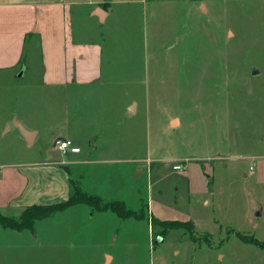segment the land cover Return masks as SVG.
Listing matches in <instances>:
<instances>
[{
  "label": "rangeland",
  "instance_id": "obj_1",
  "mask_svg": "<svg viewBox=\"0 0 264 264\" xmlns=\"http://www.w3.org/2000/svg\"><path fill=\"white\" fill-rule=\"evenodd\" d=\"M127 1L112 23L73 16L85 41H104L99 82L68 87L70 117L96 136L95 157L111 149L105 140H117L111 156L128 159L116 165L124 203L143 219L118 224L115 238L120 218L92 211L102 227L100 260L264 264L261 249L235 235L264 237V0ZM7 90H16L14 78ZM42 90L46 98L35 105L55 107L53 89ZM6 128L0 142L13 149ZM92 165L84 192L102 182ZM83 215L75 217L89 212ZM152 217L190 220L195 233L176 227L161 234Z\"/></svg>",
  "mask_w": 264,
  "mask_h": 264
},
{
  "label": "crops",
  "instance_id": "obj_2",
  "mask_svg": "<svg viewBox=\"0 0 264 264\" xmlns=\"http://www.w3.org/2000/svg\"><path fill=\"white\" fill-rule=\"evenodd\" d=\"M128 3L127 0H0V130L7 127L4 132L11 133V144L15 146L9 149L0 142L1 216L18 218L29 206L66 200L71 193V180L79 182L85 190L89 177L86 168L91 164L93 176L102 182L86 192L98 195L103 202H125L127 188L118 174L116 177V165H126L128 159L111 156L117 140H105L111 149L105 156L95 157L96 136L83 133L82 118L70 117L68 87L99 82L103 70L104 39L85 41L86 32L81 26L74 29L73 16L94 17L101 25L112 23ZM12 78L16 90L10 94L7 84ZM48 86L54 91L50 95L56 100L55 107L38 108L36 100L46 98L40 92H45L42 89ZM17 122L33 132L31 144L25 142ZM56 139H70L80 151L62 152L54 145ZM107 192L122 200L103 198ZM203 203L208 201L205 199ZM92 211L111 213L76 204L35 220L31 228L0 224V264H103L102 227L91 218ZM88 212V218L75 217L83 214L85 217ZM129 218L113 222L115 238L119 237L118 224ZM215 224L220 226L219 222ZM162 240L157 238V242ZM253 247L260 248L264 255V248ZM112 259L110 256L109 260Z\"/></svg>",
  "mask_w": 264,
  "mask_h": 264
},
{
  "label": "trees",
  "instance_id": "obj_3",
  "mask_svg": "<svg viewBox=\"0 0 264 264\" xmlns=\"http://www.w3.org/2000/svg\"><path fill=\"white\" fill-rule=\"evenodd\" d=\"M71 193L69 197L58 203L50 205H32L25 208L18 218L4 217L0 215V224L6 227H12L16 229L31 228L35 220L50 217L58 212L64 211L69 207L76 204H85L94 210L98 211H110L115 214L118 218H129L134 217L141 220V213L128 209L125 204L121 201H109L103 202L98 195L88 194L80 188L79 182L70 181ZM152 224L161 227V234L167 232L168 229L176 227H184L188 230L189 235L193 236L195 233L194 225L190 220H159L152 217ZM235 235L244 243H249L261 248H264V240H258L253 236L243 235L241 233H235ZM195 240V239H194Z\"/></svg>",
  "mask_w": 264,
  "mask_h": 264
},
{
  "label": "built area",
  "instance_id": "obj_4",
  "mask_svg": "<svg viewBox=\"0 0 264 264\" xmlns=\"http://www.w3.org/2000/svg\"><path fill=\"white\" fill-rule=\"evenodd\" d=\"M54 145L62 152L76 153L80 151V148L75 146L70 139H56ZM184 166L181 164H174L172 166L175 170H181Z\"/></svg>",
  "mask_w": 264,
  "mask_h": 264
},
{
  "label": "water",
  "instance_id": "obj_5",
  "mask_svg": "<svg viewBox=\"0 0 264 264\" xmlns=\"http://www.w3.org/2000/svg\"><path fill=\"white\" fill-rule=\"evenodd\" d=\"M133 110L134 108L131 106L130 111H133ZM16 127L19 130L22 137L24 138L25 142L27 144H31V136L33 135V132H30L26 130L25 128H23V126L19 122L16 123Z\"/></svg>",
  "mask_w": 264,
  "mask_h": 264
}]
</instances>
